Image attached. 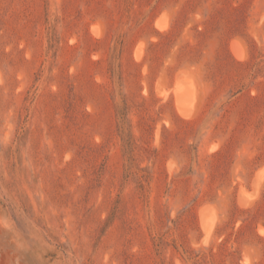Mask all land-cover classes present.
<instances>
[{"label": "rangeland", "instance_id": "374dc122", "mask_svg": "<svg viewBox=\"0 0 264 264\" xmlns=\"http://www.w3.org/2000/svg\"><path fill=\"white\" fill-rule=\"evenodd\" d=\"M0 264H264V0H0Z\"/></svg>", "mask_w": 264, "mask_h": 264}, {"label": "bare ground", "instance_id": "6f19581e", "mask_svg": "<svg viewBox=\"0 0 264 264\" xmlns=\"http://www.w3.org/2000/svg\"><path fill=\"white\" fill-rule=\"evenodd\" d=\"M235 53V52H234ZM241 55V54H240ZM183 86V85H182Z\"/></svg>", "mask_w": 264, "mask_h": 264}]
</instances>
